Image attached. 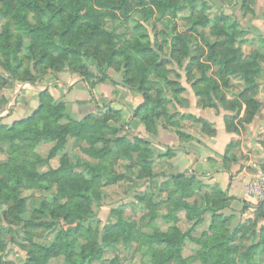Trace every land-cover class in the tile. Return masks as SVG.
<instances>
[{"label":"trees","instance_id":"trees-1","mask_svg":"<svg viewBox=\"0 0 264 264\" xmlns=\"http://www.w3.org/2000/svg\"><path fill=\"white\" fill-rule=\"evenodd\" d=\"M198 6L210 10L205 0H2L0 16L11 25L0 35V51L5 56L11 80L21 82L36 81L33 75L20 78L21 53L34 64V69L48 65L58 72L67 71L84 77L91 89L112 80L110 72H122L118 67L123 64V84L143 96L144 102L135 115L148 136H157L159 126L174 127L180 140L192 141L194 137L181 130L185 120L201 124L206 134L216 132L209 122L192 114L179 110L169 113L167 104L181 103L179 95L189 89L201 108L223 109L232 114L225 120L228 131L233 125L232 118L240 114L244 105L249 120L264 108L261 100V97L264 100V85L260 90L258 83V79L264 77V58L258 52L244 54L240 51V41L246 40L250 32L223 11L212 18H196L193 12ZM185 10H191L190 29L194 32H198L199 27L208 29L216 39L214 44H207L209 52L203 60L202 49L194 52L192 36L175 33L172 20ZM119 14L135 23L136 31L150 32L148 26L155 15L159 19L166 18L165 28L153 37L147 31L146 35L116 49L104 25L106 18L115 19ZM24 35L30 37L26 47ZM85 56L101 57L105 71L100 78L85 71L82 62ZM27 74L30 75V71ZM152 77L159 82L158 88L152 83ZM233 77L241 78L245 88L239 98L229 99L221 89L229 87ZM109 113L119 114L111 108ZM154 118L162 120L158 124ZM177 118L179 123L175 121ZM1 122L2 119L0 144L9 145L11 161L0 166V202L13 203L10 217L27 235L32 229L57 231L51 244L34 245V249L26 253L25 264H48L60 256L66 258L67 264H93L103 258L105 246L119 242L129 245L139 239L138 225L125 218L127 205L109 209L95 242L84 244L79 235H94L84 224L93 217L95 200L99 203L98 210L104 209L98 191L102 180L114 184L122 178L112 176L114 162L136 159L141 168L152 169L150 140L130 133L121 137L120 128L95 114L77 120L70 115L66 104L56 101L48 91L39 93V106L29 118L10 126ZM69 138L86 142L89 149L85 152L98 160L99 165L88 167L83 174L75 172L66 153ZM42 142L51 145L47 159L34 152ZM235 146L230 144L222 157L225 169L229 170L238 162ZM57 156L62 157L60 167L44 175L38 173L40 164ZM202 180L192 173L169 176L165 184L176 190L170 197L169 211L163 216L168 227L160 228L154 223L155 218L150 217V224L146 226L151 232L142 235L150 263L189 264L182 252L186 241L191 240L201 247L198 258L202 264H264V202L258 205L244 202L242 209L235 212L231 209L232 199L220 186H208ZM20 187L44 190L43 202L37 209L39 218L26 213L25 201L19 195ZM204 189L209 193H204L200 201H188ZM227 209L234 214L226 215ZM183 211L195 222V227L204 224L208 217L212 219L202 238L196 239L192 232L182 230L178 214ZM248 211H252L254 217L246 218ZM237 213L240 220L234 226ZM248 236L253 237V242L243 250L240 242L248 240Z\"/></svg>","mask_w":264,"mask_h":264},{"label":"rangeland","instance_id":"rangeland-1","mask_svg":"<svg viewBox=\"0 0 264 264\" xmlns=\"http://www.w3.org/2000/svg\"><path fill=\"white\" fill-rule=\"evenodd\" d=\"M205 1L209 4L210 10H204L200 6L195 7L193 12L194 17L202 18L210 16L212 18L214 17V15H220L221 11L228 15H232L236 18L242 28L250 32L246 40L240 41V51L244 54L258 52V54H261L262 58H264V0ZM1 2L2 0H0V7ZM190 12L191 10H185L182 15L178 16V18L176 19H173V26L175 27V33H184L188 36H192L194 52L200 51V49H202L204 51V55L202 57L203 60L205 57H207L209 52L207 44H214L216 42V39L211 36L208 29L199 27L198 32H194L192 29H190V26L193 22L192 20L188 19V17L190 16ZM165 19L166 18L159 19V17L155 15L148 26L150 32L146 29H139V31H136L134 29L136 24L132 23V21L128 22L123 16L119 14L118 17L115 19L106 18L104 28L108 33L111 34V38L114 40L115 48L120 49L127 41H133L135 38L142 37V35L147 34V31L150 37H153L156 33L158 34L165 28V25L163 23ZM139 20L141 19L139 18L138 21ZM9 25H11V23L4 17L0 16V35L1 33H3L4 29ZM24 41V46H28L30 42L29 35H24ZM19 61H21L23 65V68L20 71V78H29L31 75H33L35 76L36 81H33L34 83H31L29 81L21 82L11 80L10 75L7 71V64L5 63V56L0 51V114L3 113L6 107L9 108L11 111H16L18 106L24 104V99L27 96L25 94V91H31L27 87L39 86V84H41L43 81H46L47 78L49 79L50 75L55 79H60L62 73L67 72H58L56 70H53L48 65L34 69V64L31 63L25 57V53H21V55L19 56ZM82 62L84 64L85 71L99 78L102 76L103 71H105L104 62L101 60V57L95 58L94 56H85L82 59ZM122 65L118 67L119 69H121L122 72H118L115 70H112L110 72L112 80H109L108 82L112 83L114 86L120 85L122 89L128 90L132 93L134 92L136 95L140 96L141 102L140 105L136 108L137 110L144 102L143 96L141 93L137 92L136 89H133V87H127L123 84V81L121 80V73H123L124 66ZM262 67H264V63L262 64ZM27 71H30V75L27 74ZM114 74L120 75V83H118L117 80H113ZM182 74L184 75L183 72ZM195 74L197 77L199 76L198 72H196ZM151 81L157 88L160 86L159 82L155 79V77H152ZM258 83L261 85L260 90H263V76L258 79ZM60 87L61 84L59 83L56 87H54V89H57V91H61V94L65 93L62 92L63 89ZM244 88V81L241 78L233 77L231 78L229 87L226 88L222 86L221 91L225 93L229 99H236L240 97L241 93L244 91ZM51 90L45 88V90H42L41 92L48 91L56 101L64 102L66 104V98H64V96L60 98L56 97L54 92H52ZM179 98L182 100L181 103H174L173 105L167 104V109L170 114L176 113L178 110L180 113H182V109H188L190 107L191 101L189 93L185 92L183 94H180ZM261 100L264 103L262 97ZM108 107L111 108L108 105L103 106L102 109H100L94 114L101 119H109L111 124L120 128L122 132L119 136L121 137L127 135V133H130L136 136L137 138L143 140H150L152 143L149 146V149L152 150L153 154L152 156H150L149 161H152L153 166L151 170H145L143 167L141 168L136 164V159L133 161L127 159H120L119 161L114 162L112 170L113 173L111 174L112 176L122 178H119L120 180L114 184H109L108 181H106L105 179L102 180L101 187H98V191L101 195L100 202L104 205V209L101 208L99 211L97 207L99 203L97 200L94 201L92 207L93 217L89 219L87 223L84 224V226L94 231V235L91 237L90 235L88 236V234L86 233H82L79 235V240L84 244H87L88 242H95L98 236L97 232L99 228L102 227V225L106 222L107 213L109 209L116 208L120 205H127V208L125 210V218L131 222H135L138 225L139 239L129 245H125L124 243L119 242L114 245L105 246L103 258L100 261H95L93 264H151L149 261V257L146 254V241L145 238L142 237V235L151 232V229L146 226L147 224L148 226L150 224V222H148V218L150 217L155 218L154 223H156L160 228L166 229L168 227L163 222V216L166 215L169 211L168 209L170 197H172V194L175 193L176 189L174 186L165 184L170 176L165 175L169 173L168 170H165V166L168 164V161L167 163H164V159L162 160L161 158H164V156L172 157V153L170 154L169 151H166L165 153L160 155L154 145L158 135L154 136L149 134V137H141L131 131H128L125 122L129 121V117L127 116L126 118H124L122 111L119 110H115L118 111L119 114L112 115L111 113H109ZM197 108L205 112L211 111L214 112L216 115H222L224 122L226 120L227 115H232L229 111H224L223 109L217 110L214 108H201L198 103ZM35 111L36 110L34 109V111L31 112L29 116L18 119L16 118L15 120L12 119L4 121V118L0 117V119H2L1 123L8 126L13 125L16 122L29 118L33 115ZM245 113L246 106L244 105L240 114L236 116V118H232L231 124L233 125L231 126L230 131L227 130V127L226 130L235 135L236 133L241 134V130H244L247 126L255 122L256 117L264 119V108L260 109L256 113V115L250 120L247 119ZM11 116H13V113ZM135 118L139 119V117H136V115ZM154 120L159 124L162 119L154 118ZM175 121L179 123V118L175 119ZM181 124L182 131L196 130L199 131L201 134L210 137L217 135V129L212 123H210L213 128L212 131L216 132L214 135L204 133L202 130V125L194 121L185 120ZM161 128L162 127L159 126L158 131H160ZM173 129L175 130L174 132L176 134V128L174 127H170L164 130L173 131ZM230 144L236 145L234 149L236 154L238 155L240 152L238 142L233 141ZM50 148L51 145L42 142L34 149V152L41 155L44 159H47L49 157L48 155ZM87 149H89V146L86 142L75 138L68 139L66 146L67 158L70 164L73 166L75 172L77 173L83 174L85 173L88 167H96L99 165L98 160L92 158L85 152ZM61 159V156H57L56 158L51 159L48 163L40 164L37 168L38 173L44 175L51 172L52 170L57 169L62 165ZM10 161L11 156L9 145L1 143L0 166H6L10 163ZM260 173H264V171L261 170L258 174ZM258 174H256V176ZM202 181L204 184L210 186L209 184H207V182H205V180ZM53 189H56L55 185L53 186ZM43 191L44 190L35 187H20L19 195L20 198L25 201L26 213L29 216L39 218V215L37 214V209L40 208L43 202ZM204 193L209 192L204 189V191L194 195V197L188 199V201H200L201 196ZM12 204L13 203L6 204L4 202H0V264H25L26 253L33 250L34 245L48 246L49 244H51L55 238L57 231L56 229H32L30 235H27L22 229V226L17 225L15 222L12 221L10 217ZM255 204L258 205L256 202ZM231 209H233L235 212H239L232 207ZM234 211L227 209L224 212L226 215H229L234 214ZM94 213L97 215L94 216ZM178 216L180 217L179 225L181 226L182 230L184 232H192V237L196 239L202 238L203 234L209 230L212 224V219L208 217L204 224L195 227V222L190 221L184 211L179 213ZM245 216L246 218H248L249 216L254 217L252 215V211H248ZM236 217L237 220L234 222V226L236 225L237 221L240 220L238 213L236 214ZM252 242L253 237L248 236V240H246L245 242H240L242 245V249L244 250L245 246L251 245ZM200 250L201 247L199 245H197L191 240H187L183 248L182 255L185 259L189 261V264H202L198 258V253L200 252ZM48 264H67V261L65 257L60 256L51 259Z\"/></svg>","mask_w":264,"mask_h":264},{"label":"crops","instance_id":"crops-1","mask_svg":"<svg viewBox=\"0 0 264 264\" xmlns=\"http://www.w3.org/2000/svg\"><path fill=\"white\" fill-rule=\"evenodd\" d=\"M113 80L120 83V75L114 74ZM59 83L61 84L60 88L63 89L62 92H65L62 93L63 95L61 91L54 89ZM27 88L31 91H25L27 96L26 101L24 99V104L18 106L16 111H11L6 107L0 114L4 121L29 116L39 106V93L48 88V90L53 89L51 91L56 97L64 96L66 98L68 112L77 120L94 114L103 106L108 105L114 110L122 111L124 118L129 117V121L125 122L128 131L141 137H149L144 125L135 118L134 114L140 105V96L122 89L120 85L114 86L106 81L91 89L90 83L84 78L65 72L62 73L60 79H55L50 75L49 79L47 78L39 86ZM187 93L190 94L191 104L188 109H182V113L192 114L214 124L217 135L210 137L196 130H184L195 139L186 141L180 140L174 129L168 131L161 128L154 145L160 155L166 151L172 153L170 158L166 156L161 158L164 159V163L168 161L165 170H168L169 173L165 175L196 174L210 186H220L222 191L232 199L231 207L237 211L242 209L244 202L256 205L247 193V186L253 181L256 174L261 170L264 171V119L256 117V121L241 130V134H232L226 130L222 115L198 109L197 99L191 90L189 89ZM12 113L13 116H11ZM233 141L238 142L240 152L237 155L238 162L228 170L224 168L222 157Z\"/></svg>","mask_w":264,"mask_h":264},{"label":"built area","instance_id":"built-area-1","mask_svg":"<svg viewBox=\"0 0 264 264\" xmlns=\"http://www.w3.org/2000/svg\"><path fill=\"white\" fill-rule=\"evenodd\" d=\"M250 198L260 204L264 202V173L258 174L247 188Z\"/></svg>","mask_w":264,"mask_h":264}]
</instances>
